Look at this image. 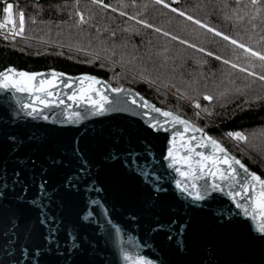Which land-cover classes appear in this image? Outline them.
Returning a JSON list of instances; mask_svg holds the SVG:
<instances>
[{
    "label": "snow or ice",
    "instance_id": "1",
    "mask_svg": "<svg viewBox=\"0 0 264 264\" xmlns=\"http://www.w3.org/2000/svg\"><path fill=\"white\" fill-rule=\"evenodd\" d=\"M91 2L103 9L111 7L104 3V0H91ZM154 2L164 8H170L171 12L178 13L187 21H191L199 28L205 29L216 37H221L223 41L234 46L232 53L239 62L219 55L215 56L216 60H222L223 64L230 65L231 69H237L248 76H258L259 80L264 82V49L257 50L250 44L244 43L242 39L228 35L179 8L171 7L165 0H154ZM250 4L253 9L252 14L235 13L236 19L243 21L245 16H248V23L255 30L258 27L255 21L259 18L262 34L259 35L258 43H264V7L260 6V0H250ZM133 6H135V0H133ZM14 7L11 2L2 6L4 23H0V29H4L7 24L12 25L5 39L15 40L16 37L25 35V12L19 11L17 26L14 20ZM247 7L248 5H244L245 9ZM112 11H117V8H112ZM120 15L126 16L128 13L120 11ZM72 16L76 18L73 26L81 30L84 25L94 19L91 11L86 18L84 12L79 10V0L73 5ZM129 19L143 28L154 29L156 33L162 32L163 36H171L172 40L180 44L197 49L201 53L206 52L203 47L163 31L145 19H137V16H129ZM36 22L35 19L31 20L32 24ZM133 30L124 29L125 32ZM100 31L97 27V33ZM104 31L109 30L105 28ZM110 36L115 37L116 32L111 31ZM251 38L249 36V39ZM167 52L168 49L165 47L162 53ZM213 55H215L213 52H207V56ZM96 58L99 59V54ZM166 59H168L167 56H165ZM253 61H259L261 69L259 73L254 70L257 65ZM63 76L64 73L55 71L45 76L43 73L9 67L0 71V91L11 92L15 106L26 116L40 117L44 120L49 118L44 114V109L65 105L63 97H66L70 103L66 105L62 115L64 122L69 123H78L85 118L80 111L70 110L76 105L85 104L88 106V114L102 115L114 110L112 105L126 97L125 103L141 109L139 114L146 118L149 129L155 131L171 129V136L167 139L165 150L161 153L159 160L155 159L151 145L143 140L140 141L142 148L139 152L122 148L119 146V140H115L105 144L98 158L90 156L79 146L74 149L71 158L61 157L57 160L56 156L52 155L50 167L54 169H63L67 159L71 174H66L59 186L66 194L81 197L84 191L95 192L97 195L101 192L107 194L105 186L100 182L99 170L105 165H118L124 176L135 181L139 191L138 202L127 209L129 222L138 225L143 217H148L155 224L152 231L157 234L163 233L166 241L173 245L176 255H188L187 238L195 237L201 232L203 220H211L215 226L213 230L217 233L220 248L237 256L229 264H264V178L255 172H250L242 161L232 155L220 141L208 135L196 123L183 118L178 112L156 107L143 97L137 99L138 93L122 86L113 87L95 76H81L78 80L71 78L63 80ZM61 87L70 91L63 93L62 96L58 90ZM109 90L117 94V99H110L107 95ZM177 91L180 90L177 89ZM239 91L237 89V92ZM17 94H27L28 99L23 100ZM224 96V92H221L219 97L206 93L203 99L213 101ZM262 98L264 97H257V99ZM191 100L197 110L196 117H200L201 112L209 117L213 115L207 107L202 108L194 97ZM9 107L12 105L10 104ZM226 135L238 142H247L248 139L241 131L228 132ZM27 139L32 140L34 137L29 136ZM5 140L9 142L11 151H16L24 143L15 134H6ZM29 159L31 160V157ZM32 167L36 168L34 160ZM171 173H175V176L173 177ZM21 176V172L14 171V178L9 180L5 171L4 179L0 180V264H120V260L102 256L104 250L111 246L113 232L110 227L106 225L103 237L104 248L99 245L100 238L94 241L93 238L83 234L93 223L91 213L78 214L77 220L70 225V230L64 237L66 246L61 248L56 235L60 232V228L52 226L61 224V218L49 215L44 210L45 199H51V197L47 193V181L43 179L40 187L45 195L39 198L42 207L37 208L40 213L37 220L39 224L46 226L47 234L45 235L41 230L39 242H35L32 230L27 224L21 223V214L15 203L22 199V193L26 190ZM17 185H21L19 190ZM216 194H221L227 200H218ZM227 202L234 206L235 217H233L231 206L224 207ZM32 204L35 207V202ZM213 204L217 206L213 207ZM84 220H88L87 225L83 223ZM96 223L98 226L99 221L97 220ZM93 231L95 232L96 228H93ZM256 247L258 251L249 254ZM205 251L207 259H203L199 264H220L218 259L215 261L212 259L217 251L215 244L210 243ZM119 255L123 264H154V261L146 255L129 251L124 247L120 248ZM113 256H115L114 253ZM160 264L164 262L160 261Z\"/></svg>",
    "mask_w": 264,
    "mask_h": 264
},
{
    "label": "trees",
    "instance_id": "2",
    "mask_svg": "<svg viewBox=\"0 0 264 264\" xmlns=\"http://www.w3.org/2000/svg\"><path fill=\"white\" fill-rule=\"evenodd\" d=\"M10 1L15 0L0 1V14L2 6ZM17 1L18 10L25 12L24 36L28 38L11 40L0 37V71L14 66L16 69L28 71L57 69L71 75L91 73L103 77L114 87L135 88L160 107L178 112L196 123L264 177V135H261L264 133V98L257 99L258 96L264 97V82H261L258 76H248L237 69H231L230 65L223 64L222 60H216L215 56L219 55L239 62L232 53L234 46L187 21L178 13L171 12L170 8L156 4L154 0H135V6L133 0H104V3L111 5L108 9L94 5L91 0H79V10L84 12L86 18L89 11L94 15V19L84 25L82 30L73 26L76 19L72 16L73 5L77 0ZM165 2L228 35L242 39L244 43L257 50L264 49V43H258L259 35L262 34L259 18L255 21L258 27L253 30L248 23V16H245L243 21L237 20L235 16V13L252 14L250 0H165ZM120 5L125 7L120 8ZM244 5H248L247 9ZM260 6L264 7V0H260ZM112 8H117V11L113 12ZM120 11H126L128 15L121 16ZM129 16L145 19L163 31L203 47L206 52L201 53L197 49L180 44L172 40L171 36H163L162 32L156 33L154 29L143 28L134 20H130ZM32 19L37 22L32 24ZM97 27L101 30L99 33ZM105 28L109 31H104ZM126 28L134 30L125 32ZM111 31L116 32L115 37L110 36ZM249 36L252 38L249 39ZM35 39L67 41L101 47L120 54L163 78L176 90L179 89L187 99L191 100L194 97L195 100H200L202 108L207 107L213 115L209 117L203 113L196 117L193 108L159 91L153 85L159 84L154 77L137 67H130L123 61L108 58L119 63L127 71L101 58L50 46ZM165 47L168 52L163 54L162 50ZM208 51L215 55L207 56ZM165 56L168 59L165 60ZM253 62L257 65L254 70L259 73L261 71L259 61ZM128 70L141 74L143 79L136 78ZM151 81L155 82L152 84ZM237 89L240 91L237 92ZM221 92L225 93L224 97L213 101L203 99L206 93L219 97ZM220 128L228 132L243 131L248 138L245 144L249 153L226 141Z\"/></svg>",
    "mask_w": 264,
    "mask_h": 264
},
{
    "label": "water",
    "instance_id": "3",
    "mask_svg": "<svg viewBox=\"0 0 264 264\" xmlns=\"http://www.w3.org/2000/svg\"><path fill=\"white\" fill-rule=\"evenodd\" d=\"M9 67L15 68L14 66ZM17 70L28 71L25 69ZM52 71L64 73L63 80H69L70 78L78 80L81 76L87 75L95 76L100 81L111 84L103 77L91 73L71 75L57 69L28 72L43 73L48 76ZM122 87L138 93L137 99L143 97L150 104L160 107L135 88ZM58 90L62 96L63 93L70 91L62 87ZM17 95L23 100L28 99L27 94ZM107 95L110 99H117V94L112 93L110 90L107 91ZM63 98L65 99V105L44 109V114L49 117L48 120H44L40 117L26 116L15 106V100L11 92L0 91V180L4 179L5 171L9 180L14 178V171L22 173L21 181L22 184L26 185V190L22 193V199L15 203L18 205L21 214V223L27 224L29 229L32 230L35 242H39L41 230L44 231L45 235L47 234L46 226L39 224L37 220L40 215L37 208L42 207L39 198L45 195L44 190L40 187L43 179L47 181V193L51 197V199H45L44 204L46 207L44 210L49 215L61 218V224L52 226L60 228V232L56 235L62 249L66 246L64 237L70 230V225L77 220L78 214L91 213L93 223L83 234L93 238L94 241L100 238L99 245L104 248L103 237L106 225L110 227L113 232L111 246L104 250L102 256L108 259L120 260V264H123L119 255L121 247L146 255L154 261V264H160V261H163L164 264H199L203 259H207L205 250L210 243L217 246V251L212 257L214 261L218 259L220 264H229L230 261L237 258L232 252L220 248L217 233L213 230L215 226L211 220H203L201 232L195 237L190 236L187 238L189 254L183 256L176 255L173 245L166 241L163 233L157 234L152 231L155 224L148 217H143L138 225L130 223L127 209L138 202L139 191L135 181L124 176L118 165H105L99 170V179L101 184L105 186L107 194L101 192L97 195L95 192L88 191H84L83 197L66 194L59 186L65 179V175L71 174L67 159H65L63 169H54L50 167L52 155H55L57 160L61 157L71 158L72 152L79 146L81 149L86 150L90 156L98 158L105 144L115 140H119L120 147L139 152L142 148L140 141L143 140L146 144L151 145L155 159L159 160L161 153L165 150L167 139L171 136V129L168 131L149 129L146 118L139 114L141 109L130 103H125L126 97L121 102L112 105L114 110L102 115L88 114V106L85 104L76 105L70 110L80 111L85 115V118L78 123L64 122L62 114L66 105L70 102L66 100V97ZM10 104L12 107H9ZM181 116L186 118L183 115ZM157 118L160 117L157 116ZM6 134L17 135L24 141L22 147L16 151H11L9 142L5 140ZM29 136L34 137V139L28 140L27 137ZM229 152L236 156L231 150ZM29 157H31V160ZM236 157L240 159L238 156ZM33 160L36 163L35 169L32 167ZM242 163L250 172L260 175L243 161ZM171 175L174 177L175 173H171ZM20 187L21 185H17V190ZM216 195L218 200H227L221 194ZM93 200L94 203L89 202ZM32 202H35V207H33ZM216 206V204H213V207ZM230 206V202L224 205V207ZM231 207L233 217H235L236 210L234 206ZM194 215L197 214L194 213ZM97 220L99 221L98 226ZM83 223L87 225L88 220H84ZM93 228H96L95 232ZM256 251H258V247L253 248L249 254H254ZM113 253L115 256H113ZM25 259H27V256H25Z\"/></svg>",
    "mask_w": 264,
    "mask_h": 264
},
{
    "label": "rangeland",
    "instance_id": "4",
    "mask_svg": "<svg viewBox=\"0 0 264 264\" xmlns=\"http://www.w3.org/2000/svg\"><path fill=\"white\" fill-rule=\"evenodd\" d=\"M10 2L13 3L14 6H15L14 7V20L16 21L17 26H18V13H19V10H18V7H17L18 1L15 0V1H10ZM0 21L4 22V20H3V12H2V14H0ZM27 38L28 37H26V36H20L19 38L17 37L16 39H27ZM35 40L38 41V42H41V43L49 44L50 46H56V47L65 48V49H68V50H75V51L83 52L84 54L90 55L92 57H96V55L99 54V58H101L103 61H106V62L110 63L111 65H114V66L119 67V68H123V67L119 63H117V62H115V61H113L111 59H108V58L109 57L115 58L116 60H118L120 62L123 61V62L127 63L130 67H132V66L133 67H137L141 71H143V72H145L147 74H150L152 77H154V79L156 81L159 82V84H157V85L152 83L153 85H155L158 88L159 91H161L162 93H164V94H166V95H168L170 97L171 96L174 97L178 101H181V102L187 104L189 107H191L195 111H197L195 109V107H194V102L192 100H189L186 97L185 98H181L183 95L180 92H178L174 87H172L169 83H167L163 78L157 76L155 73H153L151 70L147 69L146 67H144V66H142V65H140V64H138V63H136V62H134V61L122 56V55H120V54L115 53L113 55V52L108 51V50H106L104 48H101V47H90V46H85V45H80V44H73V43L67 42V41H60V40H53V39H50V40L49 39H35ZM81 49H83V50H81ZM92 51L94 53H92ZM122 70L127 71V69H124V68ZM128 71L133 76H135L136 78L143 79V76H140L141 74L138 75L135 72H131L130 70H128ZM196 101H198L200 103V100L197 99ZM201 114H203V112H201ZM237 131H241V130H237ZM241 132L244 133L243 131H241ZM222 133H223V138L226 141L231 142L238 149H241L242 151H244V152L246 151V152L249 153V150L246 147V144H245L244 141H241L240 144H237L235 141L232 140V138H230V137H228L226 135L228 133V131L222 130Z\"/></svg>",
    "mask_w": 264,
    "mask_h": 264
},
{
    "label": "built area",
    "instance_id": "5",
    "mask_svg": "<svg viewBox=\"0 0 264 264\" xmlns=\"http://www.w3.org/2000/svg\"><path fill=\"white\" fill-rule=\"evenodd\" d=\"M0 1H5V0H0ZM0 23H4V22L0 21ZM11 27H12V25L7 24L4 29H0V36L1 37H5V35L8 34V29H10ZM232 140L235 141L237 144H240L241 143V141L238 142V141L234 140L233 138H232Z\"/></svg>",
    "mask_w": 264,
    "mask_h": 264
}]
</instances>
